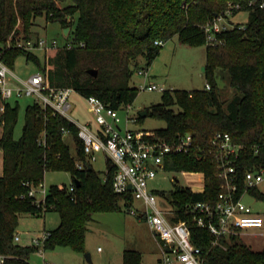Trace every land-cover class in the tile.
<instances>
[{
    "label": "trees",
    "instance_id": "obj_1",
    "mask_svg": "<svg viewBox=\"0 0 264 264\" xmlns=\"http://www.w3.org/2000/svg\"><path fill=\"white\" fill-rule=\"evenodd\" d=\"M264 0H0V47L2 58L11 70L20 57L43 72L53 87L72 88L88 97L97 96L109 107L124 109L132 104L139 89L132 85L135 69L144 58L147 65L157 57L164 42L178 36L190 46L205 45V75L210 89H166L162 102L147 109V116L164 120L166 127L155 132L168 141L191 135L196 145L209 150L218 131L230 133L234 142L243 144L236 165L242 180L249 169L264 165ZM230 4L232 16L248 12L244 24H233L216 32V42L209 43L205 27L216 15L225 13ZM238 6V7H236ZM45 17L70 28L66 42L50 52L15 46L17 40L37 39L35 20ZM231 20V19H230ZM76 23V28L72 26ZM8 41L11 47L7 48ZM83 43V46L79 44ZM96 69L97 75L89 73ZM228 75L237 93L224 99L217 72ZM19 100L6 102L0 113V150L3 173L0 175V253L8 256L6 264H32L31 254L39 250L32 244L14 241L22 214L45 215L56 211L59 225L49 230L45 249L68 247L86 253L88 224L97 213L121 210L133 203L130 194L114 191L116 167L107 159L104 175L86 163L84 145L78 128L62 115L44 110L34 100L27 106L22 134L15 136ZM174 107H177L175 109ZM144 117L139 116L138 122ZM67 129L75 138L74 156L63 137ZM77 161L84 166L78 167ZM170 171L203 172L205 188L195 191L176 187L170 200L178 210L176 219L187 220L192 242L202 251L204 264H264V250L254 251L239 239H221L213 243L207 228L198 226L191 214L184 212L187 203L215 201L221 180L216 177L213 156L178 154L166 159ZM48 171H66L74 189L50 185L45 201L37 203L28 195L30 182L39 186ZM250 194L264 200L259 187ZM160 195L167 197L165 192ZM123 264H144L141 252L126 250Z\"/></svg>",
    "mask_w": 264,
    "mask_h": 264
},
{
    "label": "built area",
    "instance_id": "obj_2",
    "mask_svg": "<svg viewBox=\"0 0 264 264\" xmlns=\"http://www.w3.org/2000/svg\"><path fill=\"white\" fill-rule=\"evenodd\" d=\"M264 3L261 4V7ZM231 7L220 15H216L210 20L206 27L207 41L215 43L216 32L229 29L232 26L230 19L233 18ZM238 7V6H236ZM65 45L73 47L71 41L62 44L56 40H47L39 37L27 41L17 40L15 46L31 51L50 52ZM163 40H156V45H164ZM8 41L7 48L11 47ZM83 46V43L79 44ZM4 47H0V97L3 100L0 105V113L5 111L6 102L17 100L23 97H32L44 110H51L54 115H62L74 123L78 128V138L84 145L86 163L92 164L97 159L93 147L95 144L102 149L107 159L116 167L113 177L114 191L120 194H130L134 200H142L145 204V211L142 215L147 219L150 227L161 241V264H204L203 251L191 240V231L187 220L176 219L178 210L168 197H164L174 209H164L160 207L158 195L150 184L157 177L160 170L165 169L166 159L173 155L188 154L203 157L207 152L213 156L216 168V177L221 180L220 191L215 201H198L187 203L184 207L186 214L193 216L194 222L203 228L209 229L213 235V243L217 244L221 239H230L234 236H241L244 230L264 226V216L256 213L252 206L245 203L243 198L251 195L252 188L259 187L264 182V165H259L254 169H249L243 176V185L240 186V177L236 162L244 148L243 144L233 141L230 133L218 131L210 141L209 150L196 145L191 135L179 137L175 141H168L160 137L155 131L134 130L131 123L136 122V117L127 111L126 117L120 116V109L109 107L97 96L86 97L89 107L98 124V129L94 130L90 123H77L68 115L71 108L69 102L72 88H59L50 85L47 76L36 71L28 78L19 77L2 58ZM137 73L144 77V83L140 85L143 90H159L164 92L166 88L149 80L148 68L139 67ZM16 78V83L11 82V78ZM206 89H210V84H206ZM132 104L124 109L131 108ZM69 131L64 129L65 138ZM83 161H77L78 167L84 166ZM188 174L189 171H181ZM200 174L205 188V174L203 172H193ZM177 180V179H174ZM30 186L28 195L35 202L45 201L47 190L44 183ZM131 186V188H129ZM74 189V183L69 186ZM194 190V189H192ZM39 194H43L39 197ZM131 206V205H130ZM129 206V207H130ZM136 214L135 210H130ZM49 230L32 238L31 244L37 246L40 251L45 249V244L50 236ZM19 234H15L14 241L19 243ZM8 256L0 253V264H6ZM44 264H56L45 261Z\"/></svg>",
    "mask_w": 264,
    "mask_h": 264
},
{
    "label": "rangeland",
    "instance_id": "obj_3",
    "mask_svg": "<svg viewBox=\"0 0 264 264\" xmlns=\"http://www.w3.org/2000/svg\"><path fill=\"white\" fill-rule=\"evenodd\" d=\"M248 12L241 11L231 19L233 24H244L247 21ZM73 24V30L76 28ZM33 30L47 40H58L61 44L65 42V29L58 21H48L45 17H38L35 20ZM38 53L40 51H37ZM41 53V52H40ZM39 53V54H40ZM48 54V53H46ZM42 56V54H40ZM207 62L205 45L190 46L182 43L178 36L165 41L160 53L147 65L146 59H140V66L148 68L149 80L164 86L166 89H201L205 88L207 79L204 67ZM138 68V67H137ZM135 69L131 84L139 91L131 108L120 109V116L126 117L127 111L136 117L137 121L131 123L134 130L155 131L165 128L164 120L146 116L138 122L141 111L149 109L152 105L162 102L163 92L159 90H143L140 85L144 83V77L137 73ZM38 67L32 62H26L24 57H20L15 66L14 73L21 78H28ZM218 83L221 95L224 99L233 97L237 91L229 84L228 75L220 70L217 72ZM16 78L12 77L11 82L16 83ZM15 100V99H13ZM12 100V101H13ZM19 100L18 124L15 136L22 134L25 122L27 106L32 103V97H23ZM3 100L0 97V105ZM69 102L71 108L68 115L77 123H83L87 119L92 120L96 126L92 111L86 97L76 91L71 93ZM177 109V107H174ZM3 128L0 126V136ZM65 141L69 145L74 156L77 155L76 141L72 133H67ZM93 151L97 159L92 162L93 168L104 175L107 170V155L94 145ZM3 173V152L0 150V175ZM177 179V180H174ZM44 188L50 185H67L72 183V176L66 171H48L44 177ZM151 189L158 195L160 207L174 209L160 192H165L170 198V193L176 187H188L194 190L203 188L200 174L189 172L188 174L162 169L157 177L150 184ZM264 192V182L259 185ZM43 194H39L41 197ZM244 202L252 206L253 210L264 216V200H259L252 195H246ZM135 210L136 214L130 212ZM145 211V204L142 200H134L130 207L121 202V210L106 213H97L88 224L86 233V253H90L91 260L86 258V253L75 252L68 247H56L55 249H44L31 254L32 264H44L45 261L56 264H123V254L126 250H136L141 252L144 264H161V241L157 238L147 219L142 215ZM60 222V215L56 211L48 212L44 215L22 214L16 234L20 235V244L29 245L32 238L43 232L44 228H56ZM239 239L247 244L254 251L264 250V226L244 230ZM100 248V249H99Z\"/></svg>",
    "mask_w": 264,
    "mask_h": 264
},
{
    "label": "water",
    "instance_id": "obj_4",
    "mask_svg": "<svg viewBox=\"0 0 264 264\" xmlns=\"http://www.w3.org/2000/svg\"><path fill=\"white\" fill-rule=\"evenodd\" d=\"M69 31H70V28H69V27H68V28H65V31H64L65 35H67V34L69 33ZM204 70H205V67H204ZM89 73H91L92 75L96 76V75H97V70H96V69H90V70H89ZM147 114H148V111H147V110H143V111H141L140 116H142V117H146ZM177 181H178V180H177ZM129 188H131V186H130ZM86 258H87L89 261H92V260H91V255H90V253H86Z\"/></svg>",
    "mask_w": 264,
    "mask_h": 264
},
{
    "label": "crops",
    "instance_id": "obj_5",
    "mask_svg": "<svg viewBox=\"0 0 264 264\" xmlns=\"http://www.w3.org/2000/svg\"><path fill=\"white\" fill-rule=\"evenodd\" d=\"M89 109H90V107H89ZM91 110V109H90ZM83 123H90L91 124V126H92V128L94 129V130H97L98 129V126H96L95 125V123L92 121V120H90V119H87L85 122H83ZM2 175V174H1ZM201 190V189H200ZM47 214V213H46ZM45 214V215H46ZM44 215V216H45ZM52 229H54V228H52ZM44 230H51V229H47V228H44ZM43 230V231H44ZM31 244V243H30ZM100 249V248H99Z\"/></svg>",
    "mask_w": 264,
    "mask_h": 264
}]
</instances>
